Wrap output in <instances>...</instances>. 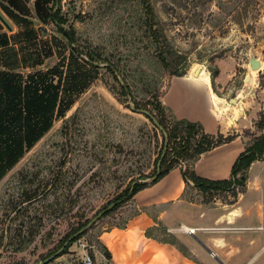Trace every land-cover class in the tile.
Wrapping results in <instances>:
<instances>
[{"label": "rangeland", "instance_id": "1", "mask_svg": "<svg viewBox=\"0 0 264 264\" xmlns=\"http://www.w3.org/2000/svg\"><path fill=\"white\" fill-rule=\"evenodd\" d=\"M14 1L15 6L0 3L7 22L0 19V34L9 40L0 47V70L27 76L57 69L61 78L54 77L60 93L51 127L0 180V264H41L81 216L91 219L135 182H151L162 132L135 109H148L172 124L171 113L158 106L173 72L187 68L191 76L213 77L218 68L215 89L228 98H235L239 88L264 90V0H67L59 5L53 0H38L36 5L34 0ZM148 5L156 15L155 28L164 29L174 52L168 55V67L154 51L156 45H150L149 27L143 25ZM62 28L74 33L73 45L80 54ZM252 56L263 61L261 69H251ZM221 68L225 83H218ZM249 74L254 85L244 83ZM61 100L65 110L58 115ZM36 191L38 201H24L25 192ZM202 196L210 204L233 200L232 193L211 195L187 188L188 199ZM129 201L72 242L66 260L80 264L78 248L84 244L90 254V246L102 249L99 232L125 223L135 212ZM48 204L53 206L46 208ZM76 214L79 217H71ZM32 227L40 234L16 251ZM20 229L23 236L17 237ZM156 234L188 253L185 241L162 225Z\"/></svg>", "mask_w": 264, "mask_h": 264}, {"label": "crops", "instance_id": "2", "mask_svg": "<svg viewBox=\"0 0 264 264\" xmlns=\"http://www.w3.org/2000/svg\"><path fill=\"white\" fill-rule=\"evenodd\" d=\"M4 1L16 5L14 0ZM224 74L221 68L218 83H225ZM249 75L250 80L245 79L244 83L254 85ZM234 97L219 93L212 76L202 73L171 77L161 94L162 105L175 118L200 123L211 135H233L230 142L203 153L195 162L194 169L201 177L229 178L239 154L257 136L264 134V128L257 125L264 111V90L239 88ZM184 167L182 163L135 193L128 204L135 212L123 225L99 232L102 249L90 246L94 264H220L196 238L225 264H264V158L251 164L246 187L232 203L215 201L210 204L203 201V196L200 200L188 199L189 187L203 192L192 182H185ZM159 225L185 241L188 253L177 244L147 235L149 229L157 235ZM184 227L199 229L192 234ZM83 246L78 248V254L84 258L87 249ZM108 253L110 258H107ZM66 255L51 264H73L66 260Z\"/></svg>", "mask_w": 264, "mask_h": 264}, {"label": "trees", "instance_id": "3", "mask_svg": "<svg viewBox=\"0 0 264 264\" xmlns=\"http://www.w3.org/2000/svg\"><path fill=\"white\" fill-rule=\"evenodd\" d=\"M53 2L56 5H59L63 2V0H53ZM146 8V14L148 17L144 19L143 25L149 27L148 37L150 39V45H156V49L154 51L158 55L162 65L168 67V55L174 54L172 48L170 47V41L164 29L155 28L156 15L152 8L149 5ZM61 31L72 43L74 52L80 54V51L77 50V48H75L73 45L75 41L74 33H71L64 28H62ZM8 45V36L5 34H0V47H5ZM90 64L96 67L94 62L91 61ZM109 67L113 69L112 66L109 65ZM186 70L187 68H185L184 71H176L172 74L174 76H183L186 75ZM212 74V79L214 80L215 76L219 74V69H215ZM60 75L61 73H59L57 69H54L50 72H36L34 74L29 73L27 76H23L20 73L12 71L0 70V180L3 178L6 172L17 163L24 152L31 149L33 145L51 127L53 118L55 116L56 107L59 103L60 93V84L54 83V77L59 76L60 79ZM158 107L162 111H166L161 101L160 106ZM64 110L65 104L63 100H61L57 114H64ZM155 117L159 121L160 125L167 131L168 139L165 142L164 134L160 130L162 132L163 138L162 147L154 161L155 173L150 183L157 182L171 169L181 165L185 161H190L189 166L186 165L182 169L185 182H192L193 185L204 194L212 195L216 192L232 193L233 200L230 202L232 203L236 201L239 197V194L246 187L247 171L251 164L256 160L264 158V134L257 136L253 143L247 146L245 150L239 154L232 166L231 175L229 178L211 180L199 176L194 169V164L203 153L210 151L211 149L223 143L230 142L233 139V135H228L226 137L222 134L211 135L204 130L200 123L191 122L186 119H177L174 116H172V124H167L165 120L158 116ZM258 127L260 129L264 128V114H261V120L258 123ZM165 147L166 152L162 159L161 172L159 175H156L157 163L161 158ZM150 183L138 184L135 182L133 186L127 187L124 195L119 196L120 198L117 200L126 196L129 197L123 202L131 200L135 193L147 187ZM25 195L26 197L24 201L28 203H32L33 201H38V199H40L37 198V191L34 192L33 195L25 192ZM47 195L48 194L45 193L42 197L46 199ZM70 203L73 209L75 206L74 204L76 203L75 199L70 200ZM49 206L52 207L53 205L48 204L46 208H49ZM59 210L60 214L63 215V209H55L54 213H57ZM110 211L106 212L105 215H107ZM71 217L76 218L79 217V215L76 214L72 215ZM81 218L75 222V224H71L70 231L67 232L59 241L58 249L72 234L77 232L90 220L84 216H81ZM39 220L41 223L40 225H42L41 227H43V217H39ZM163 229L167 231L165 227H163ZM39 234L40 231L32 227L29 229L26 236H23L20 229L16 235L17 237L23 236V239L16 247V251H23L25 246L35 241ZM147 235L155 238L158 237L157 235H154V232L150 229L147 231ZM81 236L74 239L73 242L79 239ZM160 240L176 244L171 240ZM67 249L68 247L63 251L61 256L67 253ZM91 253L93 256V251ZM110 257L111 255L108 253L107 258ZM51 262L47 264H50Z\"/></svg>", "mask_w": 264, "mask_h": 264}, {"label": "water", "instance_id": "4", "mask_svg": "<svg viewBox=\"0 0 264 264\" xmlns=\"http://www.w3.org/2000/svg\"><path fill=\"white\" fill-rule=\"evenodd\" d=\"M0 19L1 21H3L6 25V21L5 19L0 15ZM250 66L252 70H259L262 67V62L259 58L252 56L250 58ZM250 75L246 76V81L250 80ZM125 89L128 92L127 87L124 85ZM135 111L140 112L144 115H146L148 118H150L153 123L155 125H157L159 127V129L163 132L164 137H165V142L168 139V133L167 131L160 125L159 121L157 120V118L151 113V111H149L148 109H135ZM166 152V147L164 148L161 158L159 159L158 163H157V172L156 175H159L161 172V163H162V159L165 155ZM129 196H126L122 199L119 200H115L114 202H111L110 204H108L105 208H103L102 210H100L97 214H95V216H93V218H91L82 228H80L77 232H75L74 234H72L66 241L65 243L58 249L56 250L54 253H52L50 256L46 257L44 260L41 261V264H47L53 260H55L56 258H58L59 256H61V254L63 253V251L69 246V244L71 242H73L74 239H76L77 237L83 235L85 232H87L88 230H90L92 228V226L94 224H96L105 214L106 212L112 210L114 207H116L117 205H119L120 203H122L124 200H126ZM197 241L211 254L214 255L215 259L220 263V264H225L218 256H216L213 251L199 238H196Z\"/></svg>", "mask_w": 264, "mask_h": 264}, {"label": "built area", "instance_id": "5", "mask_svg": "<svg viewBox=\"0 0 264 264\" xmlns=\"http://www.w3.org/2000/svg\"><path fill=\"white\" fill-rule=\"evenodd\" d=\"M199 228L197 227H185V230L189 233L195 234L196 231H198ZM86 249V245L83 246ZM81 264H93V258L92 255L88 252L85 253L84 258L82 260Z\"/></svg>", "mask_w": 264, "mask_h": 264}]
</instances>
